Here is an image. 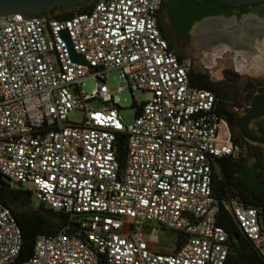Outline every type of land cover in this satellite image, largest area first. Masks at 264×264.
<instances>
[{"label": "built area", "instance_id": "2783aa9c", "mask_svg": "<svg viewBox=\"0 0 264 264\" xmlns=\"http://www.w3.org/2000/svg\"><path fill=\"white\" fill-rule=\"evenodd\" d=\"M161 1L97 0L63 20L0 17V175L11 189L32 184L40 203L68 216L54 235L36 238L22 264H225L220 208L264 254L257 209L213 195L212 167L232 152L231 133L214 94L191 84L162 37ZM64 31L87 64L72 59ZM110 71L119 93L151 94L127 126L105 84ZM88 76L91 94L80 88ZM72 110L84 113L82 123H68ZM150 219L185 235L178 250L160 252L145 232ZM21 247L0 187V264H13Z\"/></svg>", "mask_w": 264, "mask_h": 264}, {"label": "trees", "instance_id": "16d2710c", "mask_svg": "<svg viewBox=\"0 0 264 264\" xmlns=\"http://www.w3.org/2000/svg\"><path fill=\"white\" fill-rule=\"evenodd\" d=\"M93 0L76 9L52 11L50 18L63 20L75 14L88 12L92 9ZM45 16V15H41ZM181 60V59H180ZM192 85L211 91L215 96V111L225 119L231 133L233 143L229 155L215 160L212 167V191L217 200L234 199L244 207L257 209L259 223L264 236V127L253 131L249 123L264 114V85L261 82L245 83L240 100L244 104V115L228 109L229 100L227 84L234 82L238 75L224 73V79L212 81L209 75L188 68ZM140 107L137 108L136 113ZM237 129V131H235ZM125 137L117 139V155L123 162L125 156ZM252 160L249 165L248 161ZM1 201L15 216L22 236V247L18 258L13 264H22L32 254L35 240L39 235H54L67 223L68 216L61 211L45 207L42 203L36 209L28 207L31 192L25 189H11L8 182L0 175ZM28 207V208H27ZM217 223L229 236L230 251L225 264H264V254L255 243L247 239L239 231L233 217L223 208L217 214ZM73 226V223H72ZM185 241V235L176 232L173 250L176 251Z\"/></svg>", "mask_w": 264, "mask_h": 264}, {"label": "flooded vegetation", "instance_id": "af4514ba", "mask_svg": "<svg viewBox=\"0 0 264 264\" xmlns=\"http://www.w3.org/2000/svg\"><path fill=\"white\" fill-rule=\"evenodd\" d=\"M157 23L169 48L187 68L196 55L209 64L212 50L222 66V80L224 73H236L229 69L233 64L238 72L251 73L246 82L264 85V73L258 67L264 61V2L237 5L217 0H162ZM247 60L248 66L244 64ZM261 118L264 114L252 121Z\"/></svg>", "mask_w": 264, "mask_h": 264}, {"label": "rangeland", "instance_id": "374dc122", "mask_svg": "<svg viewBox=\"0 0 264 264\" xmlns=\"http://www.w3.org/2000/svg\"><path fill=\"white\" fill-rule=\"evenodd\" d=\"M202 59L201 56L197 55L196 59L194 58L191 64V69L197 72L205 73L209 75L212 81L218 82L222 80V66L220 61L213 58V63L215 66L213 68L204 67V64L200 61ZM229 69L231 71H235L239 73L238 78L234 80V82L227 84V91L229 100L227 101L228 109L240 115L242 113V106L239 104H244L243 100H240V96L243 92L244 85L247 80V74H241L238 70H235V66L232 64ZM105 84L112 96H116L118 112L121 117L122 124L127 126L133 122V119L136 114V110L141 104L151 99V94L147 91L136 90V91H129L124 90L123 92L119 93V87L121 85V80L119 78V74L117 71H110L107 72L105 75ZM96 87V81L93 77H86L80 83L81 90L86 94H91L92 91ZM91 106L95 110H100L103 108L104 104L101 102L100 99H93L91 101ZM84 113L81 110H72L68 113L67 121L70 124H80L83 121ZM264 150V146L262 147ZM252 160L248 161L250 165ZM22 188L25 190L32 191L33 185L30 183H25L22 185ZM28 207L36 209L40 202L35 196V194L31 193L30 198L28 200ZM27 207V208H28ZM145 232L148 235L155 236V240L159 241L160 244L157 246L160 252L172 251L174 247V241L176 239V232L172 230H168L162 227L156 220H147L145 222ZM151 241L154 240L153 237L150 238Z\"/></svg>", "mask_w": 264, "mask_h": 264}, {"label": "water", "instance_id": "95a60500", "mask_svg": "<svg viewBox=\"0 0 264 264\" xmlns=\"http://www.w3.org/2000/svg\"><path fill=\"white\" fill-rule=\"evenodd\" d=\"M91 1L93 0H0V17L6 16V15L20 14L21 19L46 18V17L50 18V15L53 10H55V12H59L61 9L72 10L82 5H85ZM195 1H202V0H195ZM217 1H220L222 3L237 4V5L255 3V2H264V0H217ZM161 4H162V1H161ZM161 4L159 6V9L161 7ZM41 15H45V16H41ZM62 34H63V38L68 44L72 59L78 63L87 64V62L85 61L82 55L76 54L72 50L69 37L66 31H64ZM169 50L171 51L170 48ZM196 56H194L193 59L194 58L196 59ZM214 57H215V53L214 51L211 50V54L208 56V59H210L209 60L210 63L206 65V63H203L202 59L200 61L204 64V67L213 68L215 66V63H213ZM246 62L244 63L246 66H248V64L250 65L248 60ZM258 67H259L260 72L264 73V61L259 62ZM235 70L237 69L235 68ZM241 74H247V76H250L249 74L251 73L241 72ZM115 107H117V105H115ZM262 124H264L263 118L250 122L249 127L251 130L256 131L258 129L257 127ZM235 131H237V129H235Z\"/></svg>", "mask_w": 264, "mask_h": 264}, {"label": "crops", "instance_id": "0c3cea01", "mask_svg": "<svg viewBox=\"0 0 264 264\" xmlns=\"http://www.w3.org/2000/svg\"><path fill=\"white\" fill-rule=\"evenodd\" d=\"M242 115H244V111L242 110V113L240 114V115H238V116H242ZM264 145H262L261 147H263Z\"/></svg>", "mask_w": 264, "mask_h": 264}]
</instances>
